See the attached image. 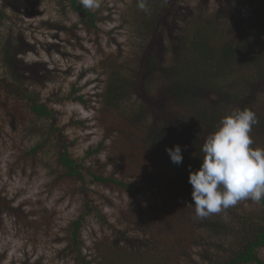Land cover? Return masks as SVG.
<instances>
[{"label":"trees","instance_id":"obj_1","mask_svg":"<svg viewBox=\"0 0 264 264\" xmlns=\"http://www.w3.org/2000/svg\"><path fill=\"white\" fill-rule=\"evenodd\" d=\"M52 1L64 16L44 21L52 36L62 35L65 45L77 44L81 39L78 30L84 28L94 35V47L103 55L100 63L107 78L94 95V108L103 132L99 143L86 151V157L107 149L118 150L114 156H108L110 160L122 157L123 162L134 161L135 166L139 163L152 172L150 181L157 190L153 193L156 207H164V213L169 208L177 212L173 205H177L176 199L184 198L187 202L182 201L186 204L184 218L195 217L194 205H188L192 203L188 172L189 166L195 171L202 162L204 140L199 137L213 133L220 119L233 109H250L258 119L250 133L254 141L251 147L256 148L261 142L263 148L264 113H258L262 107L257 105L258 93L264 88V0H216L218 5L209 15L205 14L203 0L194 7L187 6L183 0H147L146 12L137 7L138 0H132L123 21L127 29L125 43L111 39L110 43L116 47L113 56L104 52L101 35L108 33L98 27L95 11L84 8L78 0ZM5 8L7 4L0 2L1 106L13 122L24 123L29 115L48 117L49 104L40 101L38 94L57 79L58 69L49 68L45 62L20 63L15 50L21 41L17 42L18 32L6 24ZM68 14H74L77 20L67 24ZM47 45L55 46V52L61 55L65 53L58 44L47 42ZM161 56H167L162 64ZM80 89L73 86L68 96L86 105L84 95L77 94ZM213 95L218 100L208 102L206 97ZM76 123L84 125L83 121ZM51 130H55L53 126ZM109 142H120L122 146L119 149L108 145ZM42 145L27 151L28 155H34ZM174 145L182 150L180 165L173 164L165 151ZM57 146L60 147L55 160L60 175L56 180L83 179L80 164L67 150L66 143ZM102 172L88 170L87 174L96 183L124 188L128 193H146L142 187ZM259 203L262 211L257 214H234L229 208L215 216L192 219L207 236L217 237L211 243L204 239L197 241L195 245L201 249L197 253L199 258L208 260V264H264L257 254L264 248V199ZM88 211L84 210L71 222L67 248L75 264H150L151 260L156 264H171L175 259L167 258L169 252L174 254L170 246L179 249L184 239L178 232L155 235L157 240L144 237L143 243L129 237L125 228L114 232L105 256L87 259L81 254L78 234ZM0 212H7L15 220L20 217L25 220L21 209L12 206L5 197H0ZM92 212L102 218L97 208H92ZM226 236L231 237L229 245H223ZM121 239L126 247L119 245ZM158 243L165 250L158 249L155 257L146 256L144 248L151 249L150 245ZM183 248L185 264H199Z\"/></svg>","mask_w":264,"mask_h":264},{"label":"rangeland","instance_id":"obj_2","mask_svg":"<svg viewBox=\"0 0 264 264\" xmlns=\"http://www.w3.org/2000/svg\"><path fill=\"white\" fill-rule=\"evenodd\" d=\"M131 1L100 0V7L91 10L97 13L98 27L108 33L101 35L106 55L109 53L113 56L115 53L116 47L110 43L112 38L125 43L127 29L123 21L124 15L130 12ZM198 1L183 0L189 7H194ZM0 2L7 4L6 24L18 32L20 40L17 42H22L15 50L20 63L45 62L49 68L58 69L57 79L38 94L40 101L49 104L51 114L48 117L29 115L24 123L13 122L10 114L1 106L3 101L0 99V197L19 207L25 218L15 220L7 212H0L3 226L0 230V264H75L67 248L71 222L77 220L86 209L90 211L83 216L78 240L81 254L87 259L105 256L114 239V232L128 228L127 235L143 243L144 237L152 236L157 240L155 235L167 236L179 232L184 239L179 249L170 246L174 254L169 252L167 258L175 259L171 260V264H185L181 247L189 252L192 260L208 264V260L199 258L197 253L201 249L195 244L200 239L211 243L217 237L210 238L204 229L197 227L192 222L194 216L190 215L189 219L185 215L184 218L186 204L182 201L187 203L184 198L176 199L177 205H173V209L177 212L169 208L164 213V207L159 208L154 204L156 186L151 184L150 170L140 167L139 163L135 166L134 161L129 164L123 162L122 157L110 160L108 156L119 152L113 148L88 158L85 155L88 149L99 143L103 132L99 122L101 119L94 108V95L102 88L107 77L100 63L103 55L94 47V35L81 28L78 30L81 37L79 43L66 45L61 40L62 35L58 39L52 36L53 32L44 26V21L64 17L58 13L56 2L52 0ZM203 2L206 3V15L218 5L216 0ZM65 17L67 24L77 20L74 14ZM47 42L60 45V51L65 53L61 55L55 52V46L51 47ZM166 57H160L161 64ZM73 86L81 87L77 94L84 95L88 101L86 105L68 96ZM258 94L257 106L262 107L258 113H264L263 87ZM206 98L208 102L218 100L215 95ZM77 121H83L84 125L77 124ZM50 126L55 130L50 131ZM206 137H199V140L205 141ZM63 141L80 164L83 179L60 177L56 180L60 175L55 160L57 148L60 147L57 145ZM40 143L43 145L36 153L28 155L27 151ZM108 145L122 146L120 142H109ZM259 145L262 148L261 142ZM88 170L103 171V174L121 179L129 185L142 187L146 193H128L124 188L93 182L87 174ZM94 207L102 218L92 212ZM230 209L234 214L252 215L262 211V206L244 200ZM111 225L115 228L111 229ZM229 240L231 237L226 236L222 240L223 245H229ZM119 245L126 247V242L121 239ZM149 247L151 249L144 248L146 256L155 257L158 249L165 250V246L159 243ZM257 254L264 260V248L258 250ZM150 264L156 263L151 260Z\"/></svg>","mask_w":264,"mask_h":264},{"label":"clouds","instance_id":"obj_3","mask_svg":"<svg viewBox=\"0 0 264 264\" xmlns=\"http://www.w3.org/2000/svg\"><path fill=\"white\" fill-rule=\"evenodd\" d=\"M86 9L100 7V0H80ZM137 7L148 11L147 0H138ZM258 123L250 109H233L222 117L215 131L202 144L203 157L195 171L189 166L188 183L195 217L206 218L226 212L244 200L259 203L264 199V148H253L250 135ZM170 161H183L179 145L165 148Z\"/></svg>","mask_w":264,"mask_h":264}]
</instances>
